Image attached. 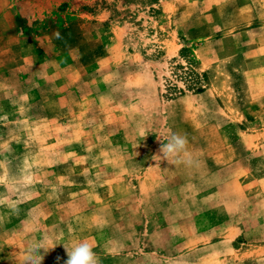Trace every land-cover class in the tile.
Masks as SVG:
<instances>
[{
    "label": "rangeland",
    "instance_id": "rangeland-1",
    "mask_svg": "<svg viewBox=\"0 0 264 264\" xmlns=\"http://www.w3.org/2000/svg\"><path fill=\"white\" fill-rule=\"evenodd\" d=\"M262 6L0 0V264H264Z\"/></svg>",
    "mask_w": 264,
    "mask_h": 264
},
{
    "label": "clouds",
    "instance_id": "clouds-1",
    "mask_svg": "<svg viewBox=\"0 0 264 264\" xmlns=\"http://www.w3.org/2000/svg\"><path fill=\"white\" fill-rule=\"evenodd\" d=\"M141 135H145L143 131L141 132ZM163 141L161 142L159 153H161L162 157L166 158L169 162L170 158L176 157L182 152L187 155L185 151L188 143L186 136L172 133L166 143ZM153 159H161V155H156ZM63 245L67 253V259L64 261V264H99V259L89 242L81 241L72 245L68 243ZM54 247L55 246L52 245L47 236H43L35 242H30L25 251L22 264H43L45 256ZM59 259L60 258L57 257L58 261Z\"/></svg>",
    "mask_w": 264,
    "mask_h": 264
},
{
    "label": "crops",
    "instance_id": "crops-1",
    "mask_svg": "<svg viewBox=\"0 0 264 264\" xmlns=\"http://www.w3.org/2000/svg\"><path fill=\"white\" fill-rule=\"evenodd\" d=\"M247 8H249V10H251L252 11V13L253 14H255L256 12H257V6H255V7H253V4H251L250 2L248 3V5L246 6ZM262 8H264V6H262ZM259 15V14H258ZM262 17H264L263 15L264 14H260ZM260 28V30H262L263 31V29H264V25H262V27H259ZM263 38V37H262ZM256 46H257V49H260V48H263L264 47V43L261 41V44H256ZM264 95V94H263Z\"/></svg>",
    "mask_w": 264,
    "mask_h": 264
}]
</instances>
